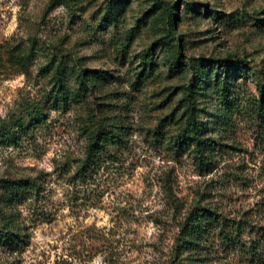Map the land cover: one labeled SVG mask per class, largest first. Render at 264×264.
I'll use <instances>...</instances> for the list:
<instances>
[{
    "label": "rangeland",
    "instance_id": "obj_1",
    "mask_svg": "<svg viewBox=\"0 0 264 264\" xmlns=\"http://www.w3.org/2000/svg\"><path fill=\"white\" fill-rule=\"evenodd\" d=\"M261 84L264 0H0V264H170L198 203L261 237ZM100 127L117 142L85 170Z\"/></svg>",
    "mask_w": 264,
    "mask_h": 264
},
{
    "label": "trees",
    "instance_id": "obj_2",
    "mask_svg": "<svg viewBox=\"0 0 264 264\" xmlns=\"http://www.w3.org/2000/svg\"><path fill=\"white\" fill-rule=\"evenodd\" d=\"M175 4L176 2L173 6ZM152 58L151 52H147V63H152ZM195 90L196 88L193 89L194 92ZM185 95L184 100L186 101L183 114L186 118V124L184 130L179 134L178 140L182 144L193 146L194 158L201 167L205 168L213 163L211 156L214 154L213 144H210L209 140L206 141L205 131L201 128L198 118L197 107L194 104V99H191V92L187 91ZM253 109L259 116L264 114V84L260 86V97L256 99ZM116 137L118 138V135L105 127H100L97 131L91 133L87 148L88 156L83 168L86 170L87 167H91L92 163L109 151L113 144L117 142ZM9 189L18 197L32 190L40 192L39 181L35 177L12 180ZM183 218L170 264H232L235 256L241 258L245 256L252 262H262L261 264H264V255H262L264 228L260 233L261 237L243 239L244 231L248 227L246 223L238 219L224 218L219 211L200 203L195 204L191 210L186 211ZM214 252L220 255H213ZM221 253H224V255Z\"/></svg>",
    "mask_w": 264,
    "mask_h": 264
}]
</instances>
